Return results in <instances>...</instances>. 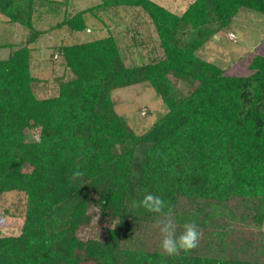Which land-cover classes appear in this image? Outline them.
Listing matches in <instances>:
<instances>
[{"label":"trees","instance_id":"1","mask_svg":"<svg viewBox=\"0 0 264 264\" xmlns=\"http://www.w3.org/2000/svg\"><path fill=\"white\" fill-rule=\"evenodd\" d=\"M34 2L0 0V13L30 31L21 46L1 45L9 53L0 58V194L26 200L20 233L0 236V264H264V55L247 75L197 55L241 9L264 14V0H194L181 15L152 0L80 9L57 27L78 33L96 9H141L162 56L127 65L110 34L55 45L69 76L44 97L34 92L28 45L43 33ZM143 82L167 110L138 134L112 91ZM78 166L85 175L70 182ZM146 192L173 206L177 235L197 224L199 247L162 253L155 214L132 207ZM94 208L105 236L81 239Z\"/></svg>","mask_w":264,"mask_h":264},{"label":"rangeland","instance_id":"2","mask_svg":"<svg viewBox=\"0 0 264 264\" xmlns=\"http://www.w3.org/2000/svg\"><path fill=\"white\" fill-rule=\"evenodd\" d=\"M52 1L54 0H35L40 15L34 27L41 29L43 33H40L34 42L28 43L32 48L31 71L38 79L34 90L38 97L56 94L57 77L62 75L67 79L69 76V72L62 69L59 56L51 54L53 47L61 43L83 42L110 34L116 38L121 57L127 65L147 62L162 56L153 25L141 9L122 6L114 10L96 9V14L85 15L88 25L85 31L70 34L64 26L57 27V24L62 23L65 17L96 5L101 0H68L48 12ZM152 1L176 15H181L194 0ZM29 36L28 28L10 22L0 13V58L9 53V49L1 45L11 43L21 46L27 42ZM258 54L264 55V14L246 9H241L227 28L209 38L197 51L199 57L215 63L224 69L226 74L232 75L250 74L248 65ZM179 85L186 91L184 84ZM112 98L116 112L124 116L138 134L143 133L167 110L161 98L147 82L116 88L112 91ZM34 131L38 133L37 129ZM25 200L22 192L7 191L0 194V236L20 233ZM92 211L91 222L77 230L81 239L100 240L105 236L103 225L98 223L97 209Z\"/></svg>","mask_w":264,"mask_h":264},{"label":"clouds","instance_id":"3","mask_svg":"<svg viewBox=\"0 0 264 264\" xmlns=\"http://www.w3.org/2000/svg\"><path fill=\"white\" fill-rule=\"evenodd\" d=\"M85 173L79 166L71 173L69 181L82 178ZM132 207L143 208L155 214L154 227L161 235L160 250L167 256H175L181 251L190 252L199 247L203 238L202 232L194 222L185 223L183 230L177 235V225L173 220V206L161 196L146 192L142 199L133 201Z\"/></svg>","mask_w":264,"mask_h":264}]
</instances>
